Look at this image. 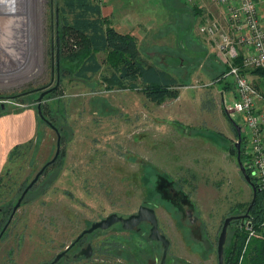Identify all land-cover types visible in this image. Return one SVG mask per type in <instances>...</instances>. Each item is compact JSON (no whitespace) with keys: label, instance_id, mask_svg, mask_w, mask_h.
Instances as JSON below:
<instances>
[{"label":"rangeland","instance_id":"obj_1","mask_svg":"<svg viewBox=\"0 0 264 264\" xmlns=\"http://www.w3.org/2000/svg\"><path fill=\"white\" fill-rule=\"evenodd\" d=\"M95 1L101 5L105 2ZM133 1L131 8L119 9L131 13L128 25L138 37L144 58L185 83L174 102H152L140 89H107L102 81L108 71L105 69L90 80L66 70L60 76L57 36L62 67L73 68L75 62L67 56L82 47L75 35L60 46L61 0H44L37 72L27 79L0 82V102L9 107L24 104L37 109L40 101L47 118L61 133L63 148L44 176L50 179L48 190L38 199V194H30L20 209V264H39L46 256L38 243L42 245L44 231L50 226L48 214L54 207H63L50 205L49 198L69 204L76 198L83 200L85 220L94 218L98 207L102 212L111 207L135 211L148 199L156 205L160 228L172 237L171 252L208 264H217V238L225 217L237 213L238 204L246 205L252 198V187L239 168L233 143H228L221 132L231 130L236 140L231 119L217 110L210 95L214 82L189 78L203 56L198 45L203 34L196 19L203 8L190 7L181 0H139L145 3L140 4L141 11ZM144 8L150 9L146 12ZM105 17L112 21V16ZM98 57L104 68L108 67L106 53L100 52ZM58 74V86L39 100L41 92L56 84ZM236 118L241 125L242 115ZM39 132L38 140L21 145L11 154L1 173L0 199L12 196L20 183L29 181L53 157L56 130L42 119ZM171 188L180 192L179 203L171 201ZM112 202L115 205L109 204ZM181 202L194 209L196 223H189ZM233 227V223L228 227L226 246ZM254 231L252 235L258 234ZM133 238L142 240L135 235Z\"/></svg>","mask_w":264,"mask_h":264},{"label":"trees","instance_id":"obj_2","mask_svg":"<svg viewBox=\"0 0 264 264\" xmlns=\"http://www.w3.org/2000/svg\"><path fill=\"white\" fill-rule=\"evenodd\" d=\"M101 6V3L95 0H61V25L58 28L60 46L75 35L82 47L67 56L70 61L75 62L73 68L62 67L59 63L60 76L66 70L77 78L90 80L105 69L108 71L104 72L102 81L106 83L107 89H140L155 103H162L166 98L178 96V87L185 83L166 69L148 62L142 55L137 36L117 30L102 14ZM100 52L106 53L108 66H105L106 68L98 57ZM250 71L264 75V67H255ZM8 109L7 104L0 102V113ZM42 113L47 118L44 106ZM40 118L43 119L41 116ZM18 147L12 150L10 156ZM232 149L233 152H237L235 143ZM62 152L63 148L60 155ZM241 158L246 164L248 155L245 152L244 139L241 144ZM247 171L251 174L249 167ZM163 177L170 181L169 176ZM251 177L256 183L252 174ZM251 200L244 204L243 208H241L244 206L243 203L238 204L240 209L237 212L248 210L249 217L232 221L233 235L228 246L225 245L224 264H264V189L259 187L256 198L249 208ZM248 220L258 232L249 238L245 225Z\"/></svg>","mask_w":264,"mask_h":264},{"label":"flooded vegetation","instance_id":"obj_3","mask_svg":"<svg viewBox=\"0 0 264 264\" xmlns=\"http://www.w3.org/2000/svg\"><path fill=\"white\" fill-rule=\"evenodd\" d=\"M59 155L53 163L45 165L47 160L29 181L22 182L23 184L20 183L12 196L0 199V264H20L18 257L20 247L23 245L20 243V231L17 221L20 209L27 203L30 194H38L35 197V199H38L39 196L48 190L50 179L45 180L44 176L47 170L58 160ZM44 165L43 171L39 174L33 185L26 190L20 205L14 211V207L24 193L26 186ZM38 185H40V190L35 191ZM160 186L157 188L160 189ZM171 190H173V192L171 191L173 195L171 201L174 204L175 202L179 203L181 201L178 195L180 192L173 188ZM48 201L50 205L60 204L63 207L60 208L61 212L60 209L54 207L52 213L48 214V220L46 221H48L50 226H47L48 229L46 228L44 231V242L41 240L43 246L38 243L45 250L46 256L40 260L39 264H208L202 261L197 263L192 256H181L180 254L171 252L170 248L173 245L172 237L159 226L160 231L169 240L167 253L162 262L164 243L161 239L150 236L151 223L148 220H142L131 228H125L122 221L118 220L107 227L98 226L91 231H85L95 221L106 217L112 212L128 216L137 212L142 204L153 207L156 212V205L148 199L143 200L135 211H124L111 207L107 212H102V208L98 207L100 210L97 215L90 220H85L84 214L86 211L84 202L81 199L76 198L73 204L53 198H49ZM109 204L115 205L113 202ZM181 207L184 209L185 216L190 224L198 221V215L195 214L194 209L188 202H181ZM66 210H69V212ZM63 211L66 212L64 213ZM242 213L244 211L235 214L239 215ZM70 233L71 237H69ZM134 235L142 238V240L140 239V241L136 242L133 238ZM23 238H26L25 234H23Z\"/></svg>","mask_w":264,"mask_h":264},{"label":"crops","instance_id":"obj_4","mask_svg":"<svg viewBox=\"0 0 264 264\" xmlns=\"http://www.w3.org/2000/svg\"><path fill=\"white\" fill-rule=\"evenodd\" d=\"M135 1L137 3L136 7L138 9L140 8V10L143 11L142 5L140 4L147 3V0H145V3H141L139 2V0ZM181 1L185 2L186 5H189L190 7L193 6L194 8H203V11H200L199 15L196 18L197 21L199 20V23H201L205 20H217L218 22H220L222 28L230 33L234 40H239V35L244 33L245 31L244 29L237 30V28L231 25L228 11L230 4H219L212 0ZM255 2L258 6L260 18L264 22V3L262 0H255ZM133 3V0H105V2L101 6L102 14L105 16H112L111 24L117 30L135 34L134 31H132V27L128 25L132 22L130 20L132 17L131 13H128L127 11H121L119 9L130 7ZM234 3L236 2L234 1L231 4ZM164 6L165 5H162V7ZM149 9L150 8H144L146 12ZM157 9H159L161 12L168 11L167 8H152L151 10ZM117 17L118 20H116ZM114 19L116 20V22ZM202 36L203 37L199 39L198 45L203 56L199 60V64H197L195 69H193L189 78L194 77L200 80L206 79L207 82H214L210 90V95L215 102V107L220 113L227 114L233 123V120L237 121L236 117L239 118L240 114L237 112L229 114L225 109V104L232 102L234 99L233 79L231 77L222 78L219 80L215 79L218 75H220L222 72H224V70L227 69V64L222 59L221 52L217 46V39L204 34ZM238 48L241 52L244 51L243 44H238ZM248 74L259 92V95L256 98V104L260 109L264 110V75L253 73L250 70H248ZM181 86H179L178 88H180ZM176 98L177 96L169 97L166 98L163 102L169 104L172 103V101L174 102ZM235 113L236 116H234ZM40 123L41 118L39 116L38 110L31 105L9 107L7 111L0 113V175L8 164L10 153L16 146L20 147L21 145L28 144L33 140H38L40 134ZM221 132L224 134V137L226 141H228V143H234L236 141L235 139H233L234 137L231 134V130L224 129V131ZM233 132L237 139L235 128Z\"/></svg>","mask_w":264,"mask_h":264},{"label":"built area","instance_id":"obj_5","mask_svg":"<svg viewBox=\"0 0 264 264\" xmlns=\"http://www.w3.org/2000/svg\"><path fill=\"white\" fill-rule=\"evenodd\" d=\"M212 1L230 4L228 11L231 25L237 30H245L239 35V40H234L217 20H205L198 27L200 33L217 39V46L227 69L216 79L231 77L234 82V99L225 104V109L231 114L240 113L243 117L241 129L248 155L246 166L250 168L257 185L264 189V110L256 104L259 92L248 74V70L252 68L264 67V22L255 0ZM234 1L236 3L231 4ZM238 44L244 45L243 52L239 50ZM246 225L250 236L255 232L254 228L250 220Z\"/></svg>","mask_w":264,"mask_h":264},{"label":"bare ground","instance_id":"obj_6","mask_svg":"<svg viewBox=\"0 0 264 264\" xmlns=\"http://www.w3.org/2000/svg\"><path fill=\"white\" fill-rule=\"evenodd\" d=\"M43 3L0 0L1 83L27 79L37 72L42 52Z\"/></svg>","mask_w":264,"mask_h":264},{"label":"water","instance_id":"obj_7","mask_svg":"<svg viewBox=\"0 0 264 264\" xmlns=\"http://www.w3.org/2000/svg\"><path fill=\"white\" fill-rule=\"evenodd\" d=\"M57 63L59 66V37L57 36ZM58 82H59V74L56 80V84L54 86H52L51 88H49L48 90H45L43 92H41L40 96H39V100L42 99L43 95L48 92L51 91L53 89H55L58 86ZM37 110L38 113L40 114V116L48 123L50 124L57 132V142H56V150L55 153L53 155V157L51 159H49L45 165H48L50 163H53L56 158L58 157V155L60 154L61 151V133L59 132L58 128L48 119L46 118L43 113H42V107L40 104V101L37 105ZM233 125L236 129V133H237V139L234 142L235 146L237 148V161L239 164V168L241 170V172L243 173L245 179L250 183L252 190H253V196H252V200L251 203L249 205V208L251 207L252 203L254 202L255 198H256V193L257 190L259 189V187L257 186V184L254 182V180L251 177V174L247 171V166L246 164L243 162L242 158H241V144H242V129L240 124H238L236 121L233 120ZM45 165L41 168V170H39V172L36 174V176L29 182V184L26 186L24 193L22 194L21 198L18 200V202L16 203L15 207H14V211L17 209V207L20 205L21 203V199L24 196L26 190L31 187L33 185V183L37 180L39 174L43 171ZM249 217V213L248 210L242 214L236 215V214H231L225 217L221 230L219 232L218 235V240H217V253H218V264H223L224 262V250H225V243L227 240V235H228V227L230 222L233 219H238L241 218L242 220H244L245 218ZM122 221L123 226L125 228H131L134 227L136 224H138L140 221L142 220H148L151 223V232H150V236L152 238H158L161 239L164 243V256L162 259V262L164 261V258L166 256L167 253V249L169 246V240L168 238L160 231L159 229V225H158V217L157 214L154 210L153 207L147 206V205H140L139 209L137 212L132 213L128 216H122L116 212H112L110 214H108L106 217L95 221L88 229H86L85 231H91L93 230L95 227L101 226V227H107L109 225H111L112 223L116 222V221Z\"/></svg>","mask_w":264,"mask_h":264}]
</instances>
